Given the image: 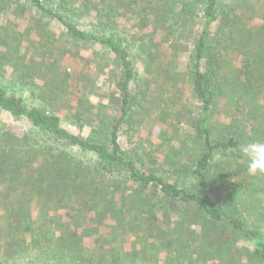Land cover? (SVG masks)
Returning <instances> with one entry per match:
<instances>
[{
  "label": "trees",
  "instance_id": "trees-1",
  "mask_svg": "<svg viewBox=\"0 0 264 264\" xmlns=\"http://www.w3.org/2000/svg\"><path fill=\"white\" fill-rule=\"evenodd\" d=\"M11 8L28 19L11 20ZM161 33L166 61L154 43ZM92 48L105 50L116 70L83 79L86 95L68 114L73 130L56 111L72 75L58 70ZM137 61L152 72L168 115L176 104L167 96L183 93L180 86L198 105H182L197 146L187 163L161 157L166 142L154 154L122 141L139 105ZM8 75L43 88L50 107H30L0 84V117L23 128L0 118V264L25 255L33 258L24 264H135L142 252L122 255L120 238L157 249L166 228L168 258L180 246L188 264L197 263L186 248L206 262L217 254L221 264H264V175H249L240 155L241 144L264 141V0H0V77ZM108 84L120 114L112 119L91 101L98 91L102 101ZM144 158L163 172L145 168ZM167 210L174 225L159 221Z\"/></svg>",
  "mask_w": 264,
  "mask_h": 264
},
{
  "label": "rangeland",
  "instance_id": "rangeland-1",
  "mask_svg": "<svg viewBox=\"0 0 264 264\" xmlns=\"http://www.w3.org/2000/svg\"><path fill=\"white\" fill-rule=\"evenodd\" d=\"M154 1V0H153ZM6 16H9L11 20L13 21H25L28 19V16L26 12L17 9H10L8 14H5ZM14 27V26H13ZM60 32L61 28L58 26H55L51 28L50 33L55 38H60ZM162 33L157 35L156 40H154V43L157 46V53L159 56L158 61L167 60L168 52L171 51L169 46H165L162 49V40L164 37H162ZM162 44V45H161ZM138 45V43H137ZM30 48V42H27L24 44V53L28 54ZM98 48L90 49V50H82L81 55H83V59H77L76 62H74L70 68L64 63L63 66H59V78L60 74L64 73L65 68L70 69L67 71L68 73H71L72 79L69 82L70 85L68 87V94L67 96L60 97V100H58L56 111L58 114L62 117L63 124L66 127H69L73 130H75V126H73L68 119V114L72 112V108L75 107L79 102L80 98L86 95V89L82 81L83 79H100L102 78L103 74H107L111 76L115 73L116 67L113 59L109 54H105V50H99L100 52H97ZM155 52L156 50H152ZM99 53V55H98ZM184 56V54L181 55V58ZM90 59V62H85L84 59ZM137 71L139 73L138 79H137V94H138V101L139 105H137L136 108V114H135V122L126 126V129L122 132V141L127 149L130 147H133L135 143H137V149L141 153L143 152L141 147H145L147 150L150 149L152 151H155L158 149L160 145H164L165 142L169 145L160 152V156L164 158L166 155L172 156L177 161H180L181 163H187L188 161L194 159L195 151H197V146L195 145V140L192 139V142L190 141V138L187 136H190L188 134L189 132V120L193 117L192 115L189 117L188 110L183 109L182 105H186L188 107H192L195 105L198 106L196 102L192 100L190 96V89L187 87H181V90L183 93H179L177 90H171L170 94H168V98H172L170 103L176 104L175 108L170 109L171 113L168 115V109L167 106L164 104L165 97L161 93V90L158 86V84L153 80L152 72L149 71L146 68V64L140 61H137ZM156 80V78H155ZM157 81V80H156ZM0 84L4 86L8 92L11 95H15L17 97H21L25 104L28 106H35L40 108H49L50 105L47 102L46 98L44 97V93L41 94V92H44V89L41 88L39 91H34L32 87H23L19 86L18 83L12 82L9 75L6 76V78L0 77ZM82 84V88H81ZM108 88H105V98L99 100L100 94L102 91H98L99 93L95 94L93 98H91V101L94 103L95 106L101 105L100 112L103 113V116L107 119H112L115 117H118L120 114L117 110V107L113 104L112 101L109 102L110 99V93L116 91V88L114 86H110V84L107 85ZM46 94L50 95V91L46 90ZM69 95V96H68ZM176 98H179L180 105L177 104ZM192 105V106H191ZM193 108V107H192ZM164 109H166V115H164ZM198 112V109L195 108ZM179 112V115L182 114L183 118L181 122H177V113ZM5 123H7L8 129H16L17 132L22 131V126L17 123L13 122L10 119H7L4 116L0 117ZM180 126L181 129H177L176 127ZM176 128V129H175ZM39 139L40 136H38ZM174 149L178 150V154H173L171 151H174ZM218 160L224 161L226 159V156L218 155ZM146 160V163L144 164V167L147 169H151L154 171H157L159 174H161L163 171L160 169L159 164L155 165L147 158H144ZM161 161V160H160ZM168 175V174H167ZM220 181L222 184V188H225V184L227 181V170L223 169L221 171ZM247 182V181H246ZM247 186L249 187V193L256 195V192L252 190V185L250 182L247 183ZM259 194H262L260 192ZM245 199H252V197H246ZM36 215H39L38 209H36ZM160 222H168L170 225H174L175 220L172 216V214L167 210V212L161 213L159 217ZM92 222L91 225H96L95 221L90 220ZM168 234V229L165 230ZM165 231H159L158 237L156 236L154 243L157 249H148L144 251V246L142 244H136L135 246L131 244V240L129 241V237L126 235H123L120 240L125 239V243L121 241V244L116 246L118 247V252H120L122 255L125 253L128 255L133 251L136 247L137 251H135L134 255H137L138 253L142 252V254H139L137 257V260L135 261V264H188L185 263L183 259L180 258V255H183L181 253V247L177 246L176 249L173 250L172 256L168 258V248L164 246V243L162 242L164 239L167 238ZM171 237V235H170ZM137 243V242H136ZM199 244V243H198ZM240 244V243H239ZM115 246V245H113ZM123 246L124 248L120 247ZM159 248V249H158ZM143 250V251H142ZM185 257L188 258V254L194 255L195 263L197 264H221V257H217V254H215L216 259H214L211 262L203 261L199 258H197L196 253L197 250L193 249L192 251L188 248L185 249ZM144 254V255H143ZM184 256V255H183ZM33 256H23V257H16L12 259H3L1 264H24L28 259H32ZM35 264H40V260L37 262H34Z\"/></svg>",
  "mask_w": 264,
  "mask_h": 264
},
{
  "label": "clouds",
  "instance_id": "clouds-1",
  "mask_svg": "<svg viewBox=\"0 0 264 264\" xmlns=\"http://www.w3.org/2000/svg\"><path fill=\"white\" fill-rule=\"evenodd\" d=\"M241 158L249 175H264V141H248L240 146Z\"/></svg>",
  "mask_w": 264,
  "mask_h": 264
}]
</instances>
